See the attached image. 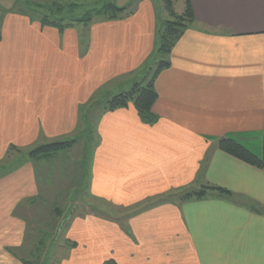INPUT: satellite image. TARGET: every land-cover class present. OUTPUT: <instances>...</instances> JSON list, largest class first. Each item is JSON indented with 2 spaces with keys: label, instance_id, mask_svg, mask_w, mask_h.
I'll list each match as a JSON object with an SVG mask.
<instances>
[{
  "label": "crops",
  "instance_id": "crops-1",
  "mask_svg": "<svg viewBox=\"0 0 264 264\" xmlns=\"http://www.w3.org/2000/svg\"><path fill=\"white\" fill-rule=\"evenodd\" d=\"M118 1L134 11L64 30L0 17V264L31 262L35 206L75 192L105 212L69 219L83 245L64 264H264V169L218 146L233 138L264 159V0H191L153 124L133 104L104 108L152 63L163 19L159 0ZM69 138L49 156L21 153ZM11 146L21 156L8 165ZM203 184L230 193L177 199Z\"/></svg>",
  "mask_w": 264,
  "mask_h": 264
},
{
  "label": "trees",
  "instance_id": "trees-1",
  "mask_svg": "<svg viewBox=\"0 0 264 264\" xmlns=\"http://www.w3.org/2000/svg\"><path fill=\"white\" fill-rule=\"evenodd\" d=\"M22 1H25L27 6H31V10L33 9L32 11L25 9L22 10L23 12H29L32 16H38L43 25H53L60 30L73 26L79 21L89 23L95 18L106 20L120 19L134 11L131 3L119 5L113 0H108V2L104 3L102 6L89 8L81 16L77 17L75 16L76 10L81 7L78 3L63 5L61 3H64V0H54L53 2H56L55 9L51 11V13H47L46 11L39 9L42 8L41 6L36 7V4L34 3L35 6H33L28 0H14L16 4H21L23 3ZM162 4V8L167 12L168 17L161 19L160 22L159 42L153 56V59L156 60V68L152 67V63L149 64L146 73L140 80H136L130 88L110 96L104 102V108L107 111L126 108L129 107L130 104H133L137 109L141 120L147 124H153L159 119V116L154 113L152 109L159 96L155 86V80L163 69L170 66V54L172 49L182 35L192 27L196 21L191 0H185V7L181 13H178L175 10V0H162ZM14 10L16 9L11 11ZM77 140V138H69L39 144L28 151V156L31 158L49 156L57 151L72 147ZM218 146L223 151L231 153L252 165L264 169V159L255 155L237 140L224 137L219 140ZM15 147L16 146H11L9 151H12V149L15 150ZM210 190H216L224 195L230 193L226 188L203 184L196 189L187 188L177 193L176 197L179 200L203 198ZM26 264H31V262H26ZM106 264H115V262L110 260L107 261Z\"/></svg>",
  "mask_w": 264,
  "mask_h": 264
},
{
  "label": "rangeland",
  "instance_id": "rangeland-1",
  "mask_svg": "<svg viewBox=\"0 0 264 264\" xmlns=\"http://www.w3.org/2000/svg\"><path fill=\"white\" fill-rule=\"evenodd\" d=\"M30 3H34L37 6H41L39 8L47 13H51L55 9L54 0H28ZM114 2L121 5L118 0H113ZM21 4H16L14 0H0V14L1 17L4 13L11 11L13 9H18L17 11H22L25 9L31 10V6H27L25 1H22ZM58 2V1H57ZM60 2V1H59ZM66 3L65 1H63ZM108 2V0H90L88 4H82L78 10H76L75 16H81L87 9L92 7H100L104 3ZM162 4V0H159ZM61 3L63 5H67L69 3ZM86 3V1L84 2ZM33 4V6H35ZM16 7V8H15ZM34 7V8H36ZM185 7V0H175V10L178 13H181ZM33 10V9H32ZM31 10V11H32ZM168 17L166 11L163 10V17ZM0 22L2 23L3 18H0ZM156 60H152V67L156 68ZM145 69V68H143ZM142 69V70H143ZM147 68L143 71L144 73L140 74L138 78H134L136 80H140L142 76L146 73ZM126 86L124 89H128ZM122 90V89H121ZM118 92V91H117ZM30 148H25L21 153H26ZM20 149L11 151L10 157L11 160H4L2 163L11 164L17 161L18 156H21ZM18 155V156H17ZM1 171V170H0ZM189 189V188H188ZM88 194L86 193H71V194H62L59 200H50L45 199L41 204L38 203L33 212L34 218L36 222L32 223L35 232V237L40 238L35 243V240L31 241L30 248L33 249V255L29 257L31 260V264H64V259H67V254L72 250H79L83 245L82 241L79 239L69 236L68 237V223L69 219L75 214L78 215L80 213L90 212L97 215H102V212L98 205V203L91 202L89 198L87 199ZM67 201V202H63ZM60 206L59 209H55L54 207ZM66 205L67 208H64ZM94 205L98 206L97 208ZM72 206V208H71ZM73 206L76 207L73 209ZM53 207V208H52ZM33 247V248H32ZM110 261V260H109Z\"/></svg>",
  "mask_w": 264,
  "mask_h": 264
}]
</instances>
